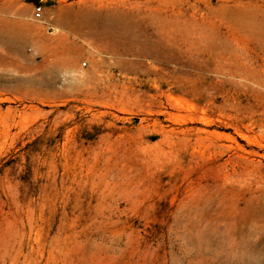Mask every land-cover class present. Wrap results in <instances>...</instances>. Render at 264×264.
Segmentation results:
<instances>
[{
	"label": "rangeland",
	"instance_id": "rangeland-1",
	"mask_svg": "<svg viewBox=\"0 0 264 264\" xmlns=\"http://www.w3.org/2000/svg\"><path fill=\"white\" fill-rule=\"evenodd\" d=\"M43 1L0 0V264H264V0H58L75 72Z\"/></svg>",
	"mask_w": 264,
	"mask_h": 264
},
{
	"label": "crops",
	"instance_id": "crops-1",
	"mask_svg": "<svg viewBox=\"0 0 264 264\" xmlns=\"http://www.w3.org/2000/svg\"><path fill=\"white\" fill-rule=\"evenodd\" d=\"M41 6L44 11L42 21L33 20L32 12V20L39 23L31 21L30 24L28 22L21 23L19 25L20 32L15 34L16 42L21 47L26 44L33 46L38 54L44 52L45 61L50 63V68L53 67L56 71L63 69L77 71L80 66L78 56L85 54V51L71 40L76 38L78 32V11L72 9L73 6L69 2L61 3L58 0H44ZM6 15L7 12L2 3L0 4V18H5ZM31 27L38 28L36 32L32 33ZM42 27L43 29L48 27L50 30L48 34L40 29ZM6 43H8V39ZM78 49L80 50L73 51ZM65 62L68 63L69 68L63 66Z\"/></svg>",
	"mask_w": 264,
	"mask_h": 264
},
{
	"label": "built area",
	"instance_id": "built-area-1",
	"mask_svg": "<svg viewBox=\"0 0 264 264\" xmlns=\"http://www.w3.org/2000/svg\"><path fill=\"white\" fill-rule=\"evenodd\" d=\"M43 7L41 5L34 6L33 9V20L41 22L43 19Z\"/></svg>",
	"mask_w": 264,
	"mask_h": 264
}]
</instances>
